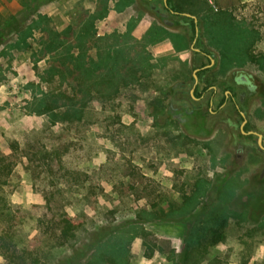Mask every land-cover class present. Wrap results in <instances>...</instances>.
<instances>
[{
	"label": "rangeland",
	"instance_id": "374dc122",
	"mask_svg": "<svg viewBox=\"0 0 264 264\" xmlns=\"http://www.w3.org/2000/svg\"><path fill=\"white\" fill-rule=\"evenodd\" d=\"M148 1L0 0V238L9 237L16 247L12 259L0 246V264L82 258L99 227L120 229L144 210L166 215L181 208L183 195L194 194L202 180L209 187L194 213L219 204L228 211L215 243L188 253L194 220L160 219L144 225L147 239L131 241L129 264H264V152L255 139L241 138L242 119L231 102L219 106L226 90L242 77L251 80L256 90L241 110L249 129L264 135V0H174L179 15L164 17L151 9H163V0ZM222 13L223 24L212 27ZM131 18L140 21L128 44L130 56H151L149 76L138 83L115 79L113 97L95 89L91 96L79 93L85 106L80 120L40 113L36 98L44 93L75 98L71 65L67 69L55 52L43 51L42 43L55 34L75 55L96 60L127 31ZM152 27L165 31L153 44L144 41ZM193 45L215 60L201 81L219 87L210 107L216 114L209 112L212 91L204 109L193 114L175 101L189 97L199 67ZM63 215L84 227L76 241L60 247L50 221ZM45 217L49 224L42 227Z\"/></svg>",
	"mask_w": 264,
	"mask_h": 264
},
{
	"label": "trees",
	"instance_id": "16d2710c",
	"mask_svg": "<svg viewBox=\"0 0 264 264\" xmlns=\"http://www.w3.org/2000/svg\"><path fill=\"white\" fill-rule=\"evenodd\" d=\"M167 4L173 11L178 12L174 6V0H167ZM115 9L118 11L121 10V6L117 1L115 2ZM163 9L166 12L164 4ZM106 11L105 8L103 13H98V19L104 18ZM224 19L223 13L219 14L216 19L210 21V24L213 25L212 27L217 28V26L223 24ZM139 21V18H131L127 24V31L119 36V40H114L116 41L115 43H107L104 47V52H100L96 60L87 57L86 54L79 53L75 55L72 52V47L65 45L64 41L55 34L51 39L44 41L42 43L43 51L47 53L55 52L54 57H57L61 61V64H66L67 69L71 65L69 72L74 77V84L71 86V90H73L75 98H71L66 93H60L58 95L44 93L42 97L36 98V109L40 113H45L50 117L61 115L62 117H66V119L80 120L85 106L82 104V99L76 98L79 93L82 92L86 93L87 96H91L92 91L95 89L102 95L107 93L106 95L113 97L118 92L115 79L126 84L134 80L138 83L142 78H147L149 72L155 67L150 63L151 56L145 52L143 54L137 53L136 57H132L130 56V49L128 47L129 41L134 39L132 33ZM32 28L40 29V24H34ZM15 31L20 36L25 34V30L22 29ZM213 31L215 32L217 30ZM164 35L165 31L160 27H152L144 37V41L152 44L157 43L159 39L162 40L164 38ZM21 40L24 41L23 38ZM135 44H140V42H135ZM222 49L225 53L224 56H227L226 49L224 47ZM143 50H145V47H143ZM248 56L252 62L255 61V58L251 54ZM128 64L132 67H128ZM55 72L61 75L63 74L64 76V72L60 69H55ZM54 77L55 75L51 79L48 77L45 81H52ZM208 187V182L200 181L197 184L194 194L190 196L187 194L183 195L184 202L182 207L173 209L166 215L160 212L144 210L138 214L135 222L120 229L105 232L103 227H99L92 234L90 245L84 248L83 257L68 258L62 264H129L131 255L129 247L131 241L137 237L147 239L148 233L144 229V225L160 219L174 221V219L179 218L184 223L186 219H193L194 221L187 235L186 252L189 253L194 248L198 249L201 245L206 250L208 246L215 243L214 236H218L220 230L225 228L228 219V211L223 204L204 208L197 214L194 213L201 202L200 199L206 194ZM50 223L53 225L51 231H53L52 233L60 247L76 241L78 232L84 227L83 221L68 215L60 216L58 220H52ZM48 224L49 220L46 217L39 220V225L42 227ZM145 244L148 250H153L148 241H145ZM0 246L8 253H12L9 256L10 258H16L14 251L16 247L12 244V239L2 236L0 238ZM184 255L186 256L188 254L184 253ZM38 261L36 259L35 264ZM175 264H178V262Z\"/></svg>",
	"mask_w": 264,
	"mask_h": 264
},
{
	"label": "flooded vegetation",
	"instance_id": "af4514ba",
	"mask_svg": "<svg viewBox=\"0 0 264 264\" xmlns=\"http://www.w3.org/2000/svg\"><path fill=\"white\" fill-rule=\"evenodd\" d=\"M149 3H154L156 2V0H149ZM163 4L164 7L166 8V12L167 13H171V14H176L179 15L178 12L173 11L168 4H165V0H163ZM152 11L155 12L159 17H164L166 12L164 9L159 8L156 5H153L151 7ZM184 17H187L191 20H194L195 22H197V20L190 14L191 17H188L187 14H183ZM169 23V22H168ZM196 33L198 32V27L196 26L195 29ZM196 43V41H195ZM192 55L193 57H195L196 62L198 63L199 67H197L195 69V73L193 75V84L192 87L190 89L189 92V97H181L178 98V96H175V101L178 104H186L188 105V107L191 108V111L189 112L190 114H193L195 112V110H201V105L202 103H206L207 102V95L208 93H214L211 96V100H209V112L212 114H216V111L213 112L211 110L210 107H213L214 102H215V98L218 94V89L219 87L215 84H210L206 81H201V76L205 73V72H209L212 70V68H214V62L215 60L212 58V56L207 53L206 48L204 47L203 49H198L195 48L194 45L192 47ZM209 60V63H204L203 60ZM197 76V80H195L194 76ZM199 85H203L202 91H200L199 89ZM185 85H182L181 88H185ZM232 89L230 90H226L225 91V95H224V101L219 104L220 109H222L223 107H225L229 102H231V104L233 105L234 109H235V114L237 116H239L242 119V124L240 126V134H241V138L248 140L251 142V140H256V144L259 148V150H261L262 152H264V135L260 134L259 132L249 129V120L245 114V112L243 110H241V108L244 106L246 99H247V94L251 96V94L254 93V90H256L254 84L252 83L251 80L246 79L245 77L241 78V81L237 82L234 86H231ZM192 91H193V96H192ZM184 91L182 89L178 90L177 93L181 94ZM238 97V99H237ZM198 105V106H197ZM204 109V108H203ZM187 112V110H185ZM246 121V124L243 126L244 122ZM262 136V145L263 148H261L259 146V136ZM263 167H264V163H263Z\"/></svg>",
	"mask_w": 264,
	"mask_h": 264
},
{
	"label": "water",
	"instance_id": "95a60500",
	"mask_svg": "<svg viewBox=\"0 0 264 264\" xmlns=\"http://www.w3.org/2000/svg\"><path fill=\"white\" fill-rule=\"evenodd\" d=\"M165 4H167V0H165ZM187 16L188 17H191L190 15H188L187 14ZM194 78H195V80H197V76L195 75L194 76ZM192 96H193V91H192ZM193 98H194V96H193ZM246 124V121L244 122V124H243V126ZM259 136V141H258V143H259V146L261 147V148H263V145H262V136L261 135H258Z\"/></svg>",
	"mask_w": 264,
	"mask_h": 264
},
{
	"label": "crops",
	"instance_id": "0c3cea01",
	"mask_svg": "<svg viewBox=\"0 0 264 264\" xmlns=\"http://www.w3.org/2000/svg\"><path fill=\"white\" fill-rule=\"evenodd\" d=\"M159 47H160V46H158V48H159ZM166 47L169 48L168 46H166ZM166 47H165V46H162L163 49H165ZM160 48H161V47H160ZM169 49H170V48H169ZM191 50H192V49H191ZM190 53H191V51H190ZM190 53H189V54H190ZM190 55H191V54H190Z\"/></svg>",
	"mask_w": 264,
	"mask_h": 264
}]
</instances>
